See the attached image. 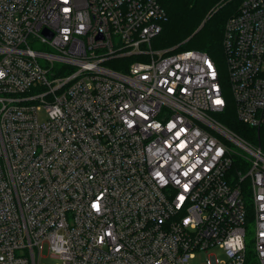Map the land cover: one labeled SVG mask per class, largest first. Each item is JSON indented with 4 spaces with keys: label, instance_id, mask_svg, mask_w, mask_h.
<instances>
[{
    "label": "built area",
    "instance_id": "2783aa9c",
    "mask_svg": "<svg viewBox=\"0 0 264 264\" xmlns=\"http://www.w3.org/2000/svg\"><path fill=\"white\" fill-rule=\"evenodd\" d=\"M164 21L156 0H0V264H245L250 220L264 264V154L214 118L228 89L264 127V0L223 26L226 80L153 49Z\"/></svg>",
    "mask_w": 264,
    "mask_h": 264
},
{
    "label": "trees",
    "instance_id": "16d2710c",
    "mask_svg": "<svg viewBox=\"0 0 264 264\" xmlns=\"http://www.w3.org/2000/svg\"><path fill=\"white\" fill-rule=\"evenodd\" d=\"M156 1L165 11L166 21L161 24V32L152 42L153 49L196 50L212 58L221 51L224 57L221 47L223 26L236 13L240 0ZM227 101L226 109L217 115L218 121L244 141L258 144L264 154V127L256 131L240 123L235 117L232 99ZM245 197H248L246 192ZM245 264H256L250 250L247 251Z\"/></svg>",
    "mask_w": 264,
    "mask_h": 264
},
{
    "label": "rangeland",
    "instance_id": "374dc122",
    "mask_svg": "<svg viewBox=\"0 0 264 264\" xmlns=\"http://www.w3.org/2000/svg\"><path fill=\"white\" fill-rule=\"evenodd\" d=\"M154 42V41H153ZM152 47H153V43H152ZM32 48L36 51H47L48 49L43 46V45H34L32 46ZM213 59L216 61L218 67H219V70L220 72L223 74L225 80H226V77H227V69H226V64L224 62V57L221 53V51H218L216 52L214 55H213ZM41 62V60H40ZM128 63V61H127ZM123 64V61L121 60H114V61H111V62H108L104 65V67L106 68H109V69H113V70H118L119 67ZM225 97L227 98V100L230 98V92L229 90H225ZM214 118L218 119L217 115H214ZM44 119V114L43 112L39 114V120H43ZM252 145H258V144H255V143H251ZM234 150L236 151H240V149L234 145L233 147ZM244 153V152H243ZM245 154V153H244ZM254 237V228H253V224H252V221H248V224H247V234H246V243L248 245V251H252L253 253V250H252V245H251V240L253 239ZM215 255L216 254V251H209L208 253L206 254H203L202 255V259H204L206 256H209V255ZM42 257L41 260H40V264H55L56 263V260L54 259H51L48 257L47 255V252L44 251L42 254ZM217 256L218 257H221V253H217ZM202 259H198V262L202 261Z\"/></svg>",
    "mask_w": 264,
    "mask_h": 264
},
{
    "label": "water",
    "instance_id": "95a60500",
    "mask_svg": "<svg viewBox=\"0 0 264 264\" xmlns=\"http://www.w3.org/2000/svg\"><path fill=\"white\" fill-rule=\"evenodd\" d=\"M199 30V29H198Z\"/></svg>",
    "mask_w": 264,
    "mask_h": 264
}]
</instances>
